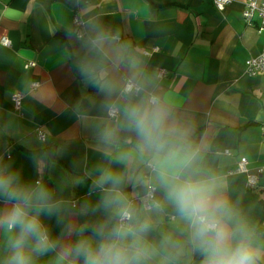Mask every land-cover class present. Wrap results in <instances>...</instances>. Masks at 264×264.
<instances>
[{
  "label": "crops",
  "instance_id": "crops-1",
  "mask_svg": "<svg viewBox=\"0 0 264 264\" xmlns=\"http://www.w3.org/2000/svg\"><path fill=\"white\" fill-rule=\"evenodd\" d=\"M245 3L219 11L214 0H0V169L39 181L78 208L96 199L89 189L97 168L122 170L121 154L143 166L133 137L108 145L98 135L103 96L78 65L83 40L103 33L134 66L121 74L135 72L167 110L179 142L264 236V76L246 66L264 46V21L245 19ZM48 147L56 161L45 158ZM69 219L85 218L74 210ZM49 223L61 231L54 217ZM169 228L165 214L159 231ZM56 255L39 264H56Z\"/></svg>",
  "mask_w": 264,
  "mask_h": 264
},
{
  "label": "clouds",
  "instance_id": "clouds-1",
  "mask_svg": "<svg viewBox=\"0 0 264 264\" xmlns=\"http://www.w3.org/2000/svg\"><path fill=\"white\" fill-rule=\"evenodd\" d=\"M82 46L79 71L103 96L98 135L108 145L133 137L143 166L121 154L122 170L97 168L89 189L96 199L78 208L0 169V264H39L53 252L56 264H264V236L179 142L167 110L135 72L121 74L134 68L123 50L103 33ZM74 210L82 222L69 219ZM165 214L170 228L161 232Z\"/></svg>",
  "mask_w": 264,
  "mask_h": 264
},
{
  "label": "built area",
  "instance_id": "built-area-1",
  "mask_svg": "<svg viewBox=\"0 0 264 264\" xmlns=\"http://www.w3.org/2000/svg\"><path fill=\"white\" fill-rule=\"evenodd\" d=\"M232 2V0H214V5L219 11H224ZM243 17L251 22L253 18L256 16L262 17L264 21V0H246L244 9L242 11ZM75 25L78 27L79 31L77 32L78 36L81 37L83 35V31L80 29L83 25V21L81 20L79 15H76L74 18ZM2 42L5 45H10L11 42L8 37H3ZM157 50V49H156ZM29 65V64H28ZM27 65V66H28ZM246 66L248 70L254 75H263L264 76V46L261 50V53L247 61ZM164 72L161 71L160 76ZM21 94H15L13 96V101L16 109H19L21 106ZM40 137L44 139L45 134L41 133ZM245 158L242 159L241 167L244 168Z\"/></svg>",
  "mask_w": 264,
  "mask_h": 264
},
{
  "label": "rangeland",
  "instance_id": "rangeland-1",
  "mask_svg": "<svg viewBox=\"0 0 264 264\" xmlns=\"http://www.w3.org/2000/svg\"><path fill=\"white\" fill-rule=\"evenodd\" d=\"M44 150L46 151L48 157H51V156L53 155V154L51 153V149H50V147H48V148H46V149H44ZM52 151H53V150H52ZM45 181H48V183H49L50 185L53 186V183H52V181H51V179H50L49 177L45 176Z\"/></svg>",
  "mask_w": 264,
  "mask_h": 264
},
{
  "label": "trees",
  "instance_id": "trees-1",
  "mask_svg": "<svg viewBox=\"0 0 264 264\" xmlns=\"http://www.w3.org/2000/svg\"><path fill=\"white\" fill-rule=\"evenodd\" d=\"M42 151V150H41ZM46 156H47V153H46V151H44L43 152ZM51 153H52V150H51ZM45 158H47L49 161H56V158H57V155L56 154H54V155H52L51 157H45ZM47 183H48V181H46Z\"/></svg>",
  "mask_w": 264,
  "mask_h": 264
}]
</instances>
